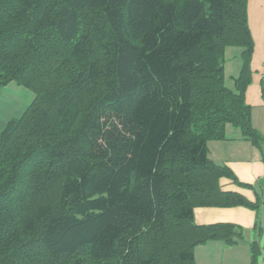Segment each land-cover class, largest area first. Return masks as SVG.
<instances>
[{"label":"trees","instance_id":"16d2710c","mask_svg":"<svg viewBox=\"0 0 264 264\" xmlns=\"http://www.w3.org/2000/svg\"><path fill=\"white\" fill-rule=\"evenodd\" d=\"M252 51L247 0H0V87L34 95L0 132V264H196L241 239L194 211L257 207L208 155L228 125L262 140Z\"/></svg>","mask_w":264,"mask_h":264},{"label":"crops","instance_id":"0c3cea01","mask_svg":"<svg viewBox=\"0 0 264 264\" xmlns=\"http://www.w3.org/2000/svg\"><path fill=\"white\" fill-rule=\"evenodd\" d=\"M264 74V73H263ZM252 78L247 89L246 100L252 106V125L261 135L259 144L244 138L241 131L228 125L224 140H212L208 144V155L216 164L228 166L238 182L230 178L220 180L222 188L236 191L249 201L258 202L257 207H199L194 211L198 224L232 223L241 232V239L232 245L221 240H209L194 249L195 263L199 264H249L250 245L255 243L259 249L256 264H264V80ZM9 109L0 110V132L6 122ZM3 114V115H2ZM260 119L263 125L259 124ZM219 261H215V258ZM249 258V259H248Z\"/></svg>","mask_w":264,"mask_h":264},{"label":"rangeland","instance_id":"374dc122","mask_svg":"<svg viewBox=\"0 0 264 264\" xmlns=\"http://www.w3.org/2000/svg\"><path fill=\"white\" fill-rule=\"evenodd\" d=\"M247 20L253 42L249 66L252 78L259 80L264 73V0H247ZM243 50L242 46L236 45L226 48L224 68L226 83L229 86H232V79L238 75L242 67ZM33 97V92L30 89L11 81L0 87V110L9 109L13 106L12 110L7 111V116L10 118L19 117ZM259 124L263 125L262 119H260ZM256 256L257 253L250 248L249 264H256ZM215 261L220 262V259L217 257ZM199 262L203 263V259L198 260L197 264Z\"/></svg>","mask_w":264,"mask_h":264},{"label":"built area","instance_id":"2783aa9c","mask_svg":"<svg viewBox=\"0 0 264 264\" xmlns=\"http://www.w3.org/2000/svg\"><path fill=\"white\" fill-rule=\"evenodd\" d=\"M263 80H264V74H263Z\"/></svg>","mask_w":264,"mask_h":264}]
</instances>
